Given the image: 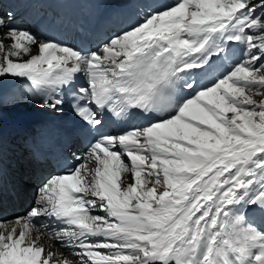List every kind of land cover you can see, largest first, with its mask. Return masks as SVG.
<instances>
[{
  "label": "snow or ice",
  "instance_id": "1",
  "mask_svg": "<svg viewBox=\"0 0 264 264\" xmlns=\"http://www.w3.org/2000/svg\"><path fill=\"white\" fill-rule=\"evenodd\" d=\"M13 18L0 79L52 112L69 88L88 139L0 218V264H264V0L157 4L87 49Z\"/></svg>",
  "mask_w": 264,
  "mask_h": 264
},
{
  "label": "bare ground",
  "instance_id": "2",
  "mask_svg": "<svg viewBox=\"0 0 264 264\" xmlns=\"http://www.w3.org/2000/svg\"><path fill=\"white\" fill-rule=\"evenodd\" d=\"M4 1V0H3ZM16 4H24L25 0H15ZM47 0L41 1V3H46ZM58 6L54 9L53 12H48L50 17L42 16L39 17L37 23L40 26V29L33 28V29H26L30 31L38 40L44 41H53L60 44H64L67 46L74 47L76 49H83L85 45H88L90 48H95L98 43L93 41L90 44V41L94 38V30L97 28L100 22L97 21V17L101 14V12L105 9L106 5L109 3L110 0H94L96 1V5L93 10L89 13L86 17H83V14L79 11L81 6L87 5L88 0H57ZM49 3V2H48ZM89 7H91V0ZM51 8L49 7L48 10ZM57 10L60 14L63 12L62 18L64 22L56 20L58 17ZM4 11V7H3ZM60 18V19H62ZM28 22H31L30 20ZM34 50H35V46ZM35 54V52H34ZM77 82H80L83 79V74H77L75 79ZM6 80L0 79V87L4 84ZM25 102L18 103L17 105H13L12 107H18L19 109L24 108L28 109V107L32 103L31 97L24 98ZM1 104H4V100L0 101ZM28 103V104H27ZM0 110L7 109V107L1 106ZM11 136L5 138L3 137V144H9L12 142ZM127 160V157H124ZM26 182H23V185L27 188ZM23 188V191L26 188ZM42 243L47 245L49 241L47 239H43ZM53 251L56 249L53 248Z\"/></svg>",
  "mask_w": 264,
  "mask_h": 264
}]
</instances>
